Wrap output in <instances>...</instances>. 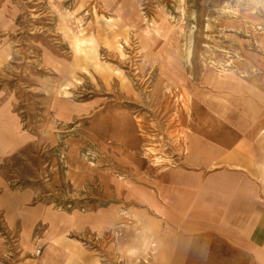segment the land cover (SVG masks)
Instances as JSON below:
<instances>
[{
	"label": "rangeland",
	"instance_id": "obj_1",
	"mask_svg": "<svg viewBox=\"0 0 264 264\" xmlns=\"http://www.w3.org/2000/svg\"><path fill=\"white\" fill-rule=\"evenodd\" d=\"M187 123L264 164V0H0V264L139 257L97 171L132 132L184 154Z\"/></svg>",
	"mask_w": 264,
	"mask_h": 264
},
{
	"label": "crops",
	"instance_id": "obj_2",
	"mask_svg": "<svg viewBox=\"0 0 264 264\" xmlns=\"http://www.w3.org/2000/svg\"><path fill=\"white\" fill-rule=\"evenodd\" d=\"M132 133L120 136L122 155L115 156L122 175L109 166L97 171L110 187L122 177L123 193L108 192L123 209L110 208L106 220L97 212L98 226L110 229L124 218V237L127 226L138 231L139 257L117 255L124 259L118 264H264V164L249 140L233 129L200 131L187 123L184 154L170 138L163 148L157 143L154 161L141 153L147 141ZM227 135L240 138L227 146ZM20 137L19 144L31 140Z\"/></svg>",
	"mask_w": 264,
	"mask_h": 264
}]
</instances>
